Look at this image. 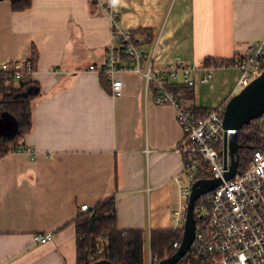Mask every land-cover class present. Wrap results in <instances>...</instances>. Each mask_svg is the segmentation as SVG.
Masks as SVG:
<instances>
[{"label":"crops","instance_id":"1","mask_svg":"<svg viewBox=\"0 0 264 264\" xmlns=\"http://www.w3.org/2000/svg\"><path fill=\"white\" fill-rule=\"evenodd\" d=\"M110 4L121 30L154 34L153 43L135 38L155 63L182 58L201 68L198 79L206 58H244L264 38V0H32L22 12L0 0V62L35 58L31 78L41 86L21 150L0 158V264H78L74 220L83 205L114 195L119 231H143L146 242L171 228L184 132L175 107L157 104L142 74H116L123 90L115 97L89 69L118 46ZM209 83L179 84L190 110L223 105L238 81L217 101L202 96ZM38 233L52 238L35 243Z\"/></svg>","mask_w":264,"mask_h":264},{"label":"built area","instance_id":"2","mask_svg":"<svg viewBox=\"0 0 264 264\" xmlns=\"http://www.w3.org/2000/svg\"><path fill=\"white\" fill-rule=\"evenodd\" d=\"M112 29L118 33L121 43L112 47L107 53L106 63L102 66L90 65L89 69L99 74L104 72L110 83L112 94H122L123 83L116 79V74L127 71L140 73L145 77L146 86L152 89L157 104H171L177 111L184 137L176 148L181 155H192V161L184 163L183 176L191 179L188 185L183 184L182 177H176L180 185V204L172 214L170 230L183 235L192 185L198 173L207 168L211 176L207 179H221L222 183L212 191L201 195L194 207L197 229L194 241L178 264H264V144L255 151L252 161L244 171L226 180L229 168L224 166V142L229 132L224 126L226 103L211 109L209 115L195 117L190 107L184 102L182 90L176 85L194 86L208 83L213 79L214 69L205 70L201 78L197 71L201 68L190 64L182 58L163 66L155 63V53H150L144 41L137 40L131 31L118 27V13L108 5ZM129 56L132 65H120L119 59ZM234 68L240 78L233 95L249 86L264 73V38L250 46L246 57L235 59ZM34 66L31 60L18 63L0 62V75L10 74L15 80L32 73ZM264 140V115L256 120ZM21 149H18L20 151ZM230 160L228 157V166ZM91 208L81 207L82 212ZM52 238L51 234H34L35 243L45 244ZM150 239V237H149ZM181 243H174L178 250ZM150 250V249H149ZM103 250L99 248L89 258L96 262ZM146 257H144V260ZM158 258L152 252L145 264H157Z\"/></svg>","mask_w":264,"mask_h":264},{"label":"trees","instance_id":"3","mask_svg":"<svg viewBox=\"0 0 264 264\" xmlns=\"http://www.w3.org/2000/svg\"><path fill=\"white\" fill-rule=\"evenodd\" d=\"M11 3L12 10L22 12L32 6V0H7ZM146 35V42H154V34L150 31L137 30L132 32ZM118 43H121L119 34L115 32ZM132 59L123 55L119 59L120 65L129 63ZM36 68V59L32 61ZM235 59L224 61L205 59L206 68L232 67ZM34 72V71H33ZM25 74L15 80L10 74L0 75V158H3L19 148V142L32 130V104L40 95L41 86L32 80L31 75ZM102 82L109 84L106 74H101ZM183 86H175L181 90ZM192 114L201 118L207 116L211 109L194 108ZM239 150L236 160L239 171H244L252 161L253 155L263 144L261 131L256 120L246 125L238 133ZM192 155H183L184 163L192 161ZM211 173L206 168L203 173H198L196 180L210 178ZM77 229L78 264H93L89 256L95 254L99 248L103 250L97 259H107L114 264H144L145 233L140 230L119 231L117 228L116 196L108 197L95 207L86 212H81L74 220ZM183 235L172 230H155L151 232L150 244L153 257L158 258V263L172 256L177 249L174 243L182 242Z\"/></svg>","mask_w":264,"mask_h":264},{"label":"water","instance_id":"4","mask_svg":"<svg viewBox=\"0 0 264 264\" xmlns=\"http://www.w3.org/2000/svg\"><path fill=\"white\" fill-rule=\"evenodd\" d=\"M264 115V73L257 77L249 86L232 96L226 104L224 126L229 131L224 142V166L229 168L225 175L226 180L232 179L238 172L239 163L236 153L239 150L238 133L246 125ZM6 126L5 124H0ZM228 157L230 164L228 166ZM221 179H199L192 185V193L187 210L186 224L180 247L172 255L157 264H178L189 251L196 234L197 222L194 207L197 199L217 188ZM93 264H114L110 260L102 259Z\"/></svg>","mask_w":264,"mask_h":264},{"label":"rangeland","instance_id":"5","mask_svg":"<svg viewBox=\"0 0 264 264\" xmlns=\"http://www.w3.org/2000/svg\"><path fill=\"white\" fill-rule=\"evenodd\" d=\"M213 77L214 78L207 85L208 88L205 90L206 92L203 93L202 96L204 98L217 101L220 100V98L222 97L223 93L227 90V88H229L232 84H235L239 80L240 73L233 66L222 67L214 70ZM182 179L184 185H188L191 181V179H189L186 176H183ZM149 251H151V244H150V239L147 238L144 244V257H146V259L144 260V264L145 261H147Z\"/></svg>","mask_w":264,"mask_h":264},{"label":"clouds","instance_id":"6","mask_svg":"<svg viewBox=\"0 0 264 264\" xmlns=\"http://www.w3.org/2000/svg\"><path fill=\"white\" fill-rule=\"evenodd\" d=\"M114 2H115V0H114Z\"/></svg>","mask_w":264,"mask_h":264}]
</instances>
